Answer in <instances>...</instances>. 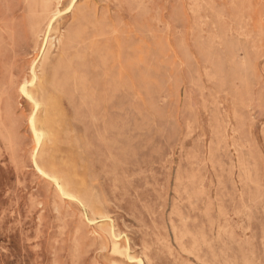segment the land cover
<instances>
[{
    "label": "rangeland",
    "instance_id": "1",
    "mask_svg": "<svg viewBox=\"0 0 264 264\" xmlns=\"http://www.w3.org/2000/svg\"><path fill=\"white\" fill-rule=\"evenodd\" d=\"M0 264H264V0H0Z\"/></svg>",
    "mask_w": 264,
    "mask_h": 264
},
{
    "label": "bare ground",
    "instance_id": "2",
    "mask_svg": "<svg viewBox=\"0 0 264 264\" xmlns=\"http://www.w3.org/2000/svg\"><path fill=\"white\" fill-rule=\"evenodd\" d=\"M72 1L73 0H71V3H72ZM256 1H258V0H256ZM73 7V6H72ZM71 7V8H72ZM69 9V11H70V7L68 8L67 7V10ZM58 13H59V7H58V5H56V4H41L40 5V7H39V10L38 11H33L32 12V14H31V16H30V18H31V20H34L35 22H37V26H35L34 27V30H33V32H32V34H31V36H32V38H33V41H34V47L36 48H38L37 50L41 53V54H45L46 52H47V50H48V48L49 47H51V45L53 44V41L55 40V38H53V36H52V34H51V32H52V26H53V22H54V20L56 19V17H57V15H58ZM61 23V22H60ZM59 23V24H60ZM64 27V26H63ZM64 36H66V35H64ZM69 54V53H68ZM70 58V57H69ZM73 59V58H72ZM70 61H71V58H70ZM4 62V61H3ZM39 62H41V60L39 61ZM39 62H38V64H39ZM37 63V62H36ZM34 67V66H33ZM52 69V68H51ZM36 70V69H35ZM31 74H32V76L31 77H35V72L34 71H32V69H31V72H30ZM56 74V73H55ZM32 81V80H31ZM26 81L25 80H23L21 83H20V88H21V90H22V92L24 93V94H26L25 93V85L27 84V82H26V84H24ZM30 84H31V82H30ZM29 85V84H28ZM36 87H37V84L35 85ZM34 86V87H35ZM34 89V88H33ZM35 89H37V88H35ZM35 91V90H34ZM39 91V90H38ZM52 99V98H51ZM32 100L34 101V99L32 98ZM35 102V101H34ZM33 106V104L31 105V107ZM46 106V105H45ZM30 107V106H29ZM34 108H36V107H34ZM33 110H35V109H33ZM32 111V110H31ZM34 117V116H33ZM32 117V118H33ZM30 126H31V129L33 130V132L35 133V136L37 137V140H38V133L39 132H41V131H39V128L36 126V123H34V121L31 119L30 120ZM43 126V125H42ZM43 131V130H42ZM42 134V133H41ZM43 135H44V133H43ZM43 139V138H42ZM39 141H41V140H39ZM33 144V143H32ZM34 150V149H33ZM35 153V152H34ZM35 163V162H34ZM33 163V164H34ZM38 166H41V165H38ZM35 167H36V169L39 171V172H41V173H43L44 172V170H43V172L40 170L41 169V167H37V164L35 163ZM46 169V168H45ZM57 169V168H56ZM43 174H45V173H43ZM55 175V174H54ZM42 176V175H41ZM47 177V176H46ZM48 178H50V177H48ZM53 180V179H52ZM60 180V179H59ZM53 182V181H52ZM55 183V182H54ZM58 184H56V186H57ZM63 185V184H62ZM59 186V185H58ZM58 186H57V188H58ZM60 187H62L63 188V186H60ZM59 189V188H58ZM60 192V191H59ZM62 194H63V192H61ZM66 193H67V191H66ZM65 193V194H66ZM72 195V194H71ZM70 196V195H69ZM73 197H75V196H73ZM72 197V198H73ZM67 198V197H66ZM71 199V198H70ZM78 200V199H77ZM100 214V213H99ZM99 214H98V216H99ZM101 215H102V213H101ZM179 215H180V213H179ZM107 219V218H106ZM112 222V221H111ZM106 232V231H105ZM114 236V235H113ZM121 236V235H120ZM115 243V242H114ZM113 243V244H114ZM119 245V244H118ZM113 246V245H112ZM128 255V254H127ZM128 258H130V257H128ZM127 259V258H126ZM131 259V258H130ZM144 259V258H143ZM141 260V259H140ZM132 261V260H131ZM134 261V260H133Z\"/></svg>",
    "mask_w": 264,
    "mask_h": 264
}]
</instances>
